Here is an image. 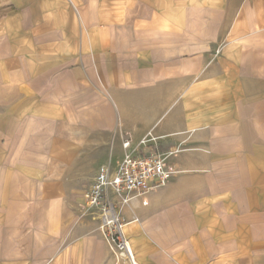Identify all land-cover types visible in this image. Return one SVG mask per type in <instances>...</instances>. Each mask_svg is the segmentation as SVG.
I'll list each match as a JSON object with an SVG mask.
<instances>
[{
    "label": "crops",
    "instance_id": "obj_1",
    "mask_svg": "<svg viewBox=\"0 0 264 264\" xmlns=\"http://www.w3.org/2000/svg\"><path fill=\"white\" fill-rule=\"evenodd\" d=\"M149 134L136 264H264V0H0V264H132L84 193Z\"/></svg>",
    "mask_w": 264,
    "mask_h": 264
},
{
    "label": "built area",
    "instance_id": "obj_2",
    "mask_svg": "<svg viewBox=\"0 0 264 264\" xmlns=\"http://www.w3.org/2000/svg\"><path fill=\"white\" fill-rule=\"evenodd\" d=\"M156 138L149 136L138 144L131 138L123 141L124 154L120 164L112 168L101 165L90 187L84 193L88 207H99L101 228L106 238L119 251L125 252L128 260L136 264L134 252L129 239L123 233V222L116 210L111 192L122 196L127 203L134 196H141L151 190L164 186L173 168L167 165L172 152L161 153L154 149Z\"/></svg>",
    "mask_w": 264,
    "mask_h": 264
},
{
    "label": "rangeland",
    "instance_id": "obj_3",
    "mask_svg": "<svg viewBox=\"0 0 264 264\" xmlns=\"http://www.w3.org/2000/svg\"><path fill=\"white\" fill-rule=\"evenodd\" d=\"M120 155V154H119ZM118 155V156H119ZM117 156V157H118ZM118 158H116V157H114V160L112 161V163H113V166H116L117 165V163H118V160H117Z\"/></svg>",
    "mask_w": 264,
    "mask_h": 264
},
{
    "label": "bare ground",
    "instance_id": "obj_4",
    "mask_svg": "<svg viewBox=\"0 0 264 264\" xmlns=\"http://www.w3.org/2000/svg\"><path fill=\"white\" fill-rule=\"evenodd\" d=\"M133 250V249H132ZM134 252V251H133Z\"/></svg>",
    "mask_w": 264,
    "mask_h": 264
}]
</instances>
